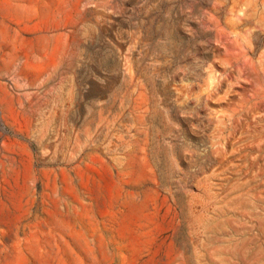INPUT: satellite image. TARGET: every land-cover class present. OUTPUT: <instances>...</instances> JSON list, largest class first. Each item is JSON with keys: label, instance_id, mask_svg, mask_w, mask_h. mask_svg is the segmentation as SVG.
Here are the masks:
<instances>
[{"label": "rangeland", "instance_id": "374dc122", "mask_svg": "<svg viewBox=\"0 0 264 264\" xmlns=\"http://www.w3.org/2000/svg\"><path fill=\"white\" fill-rule=\"evenodd\" d=\"M234 27L264 93V0H0V264H264V111L201 80Z\"/></svg>", "mask_w": 264, "mask_h": 264}, {"label": "bare ground", "instance_id": "6f19581e", "mask_svg": "<svg viewBox=\"0 0 264 264\" xmlns=\"http://www.w3.org/2000/svg\"><path fill=\"white\" fill-rule=\"evenodd\" d=\"M245 38L244 31L237 30L236 27L231 32L219 31L216 36L218 51L212 57H209L210 53L207 54L211 72L201 77L207 97L205 106L209 107V101L214 98L221 103L219 114L212 119V123L228 135H232L241 125V120H246L254 110L264 111V93L253 88L251 68L244 62L247 54L243 43ZM217 64H220V70H216ZM241 81L243 84H240ZM223 83L228 85V90L219 95L218 91ZM234 87H240V90L233 89ZM231 90L236 92L237 98H230Z\"/></svg>", "mask_w": 264, "mask_h": 264}]
</instances>
